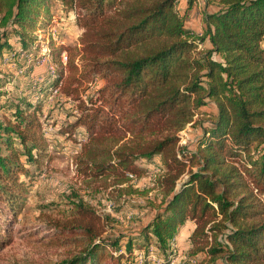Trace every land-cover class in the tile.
<instances>
[{
    "label": "trees",
    "instance_id": "trees-1",
    "mask_svg": "<svg viewBox=\"0 0 264 264\" xmlns=\"http://www.w3.org/2000/svg\"><path fill=\"white\" fill-rule=\"evenodd\" d=\"M182 1L60 0L82 30L80 47L50 49L59 66L67 52L68 73L56 69L46 85L61 84L79 110L70 128L86 130L78 172L122 196L145 162L158 173L159 197L136 230L107 236L81 201L55 227L81 233L82 250L57 264H171L183 253L186 264H264V0L206 1L218 10L205 12L201 32L187 27ZM52 18L53 0H0V60L32 55ZM97 81L96 91L84 87ZM31 102L0 121V249L27 193L26 166L47 157L41 108ZM189 128L197 135L187 142Z\"/></svg>",
    "mask_w": 264,
    "mask_h": 264
},
{
    "label": "rangeland",
    "instance_id": "rangeland-1",
    "mask_svg": "<svg viewBox=\"0 0 264 264\" xmlns=\"http://www.w3.org/2000/svg\"><path fill=\"white\" fill-rule=\"evenodd\" d=\"M206 1L194 0L191 9H188L185 0L179 5L181 12L188 10L187 27L196 32H201L204 27L205 12L218 10L215 2L206 7ZM75 18L74 12L63 8L60 0H53L51 24L47 29L38 31L40 40L33 54L20 57L19 63L14 62L12 55L0 60L4 84L0 121L5 120L6 116L11 117L9 111L13 105L29 97L32 109L41 108L40 121L49 145L41 167L26 166L29 175L22 179L28 182L27 193L12 226L10 241L0 249V264H57L79 253L84 244L81 233L63 232L55 225L71 221L75 205L81 201L107 223V236L136 230L140 226V219H148L149 212H144L143 207H148L159 197L154 182L158 173L145 162L140 165L145 167L146 172L141 179L132 182L133 192L122 196L109 182L85 178L78 172L75 160L81 145L86 142V130L79 127L70 131V128L79 110L71 99L61 93V84L57 88H51L49 83L46 85L51 76L56 75V69L63 67L64 74L68 73L63 57L62 66H59L48 53L61 47H80L82 30L77 27ZM63 54L68 56L66 51ZM45 58L48 59L46 62ZM50 66H54V73ZM101 85L102 82L97 81L95 86L87 83L84 87L96 91ZM31 93L33 95H29ZM83 97L87 99L85 95ZM182 135L183 140L188 142L194 141L197 133L189 128ZM260 197L264 203V196ZM185 241L183 236L181 247H185ZM178 259V264H186L189 260L184 253Z\"/></svg>",
    "mask_w": 264,
    "mask_h": 264
},
{
    "label": "crops",
    "instance_id": "crops-1",
    "mask_svg": "<svg viewBox=\"0 0 264 264\" xmlns=\"http://www.w3.org/2000/svg\"><path fill=\"white\" fill-rule=\"evenodd\" d=\"M183 3V1L181 2ZM195 228V225L193 223H188L185 227V229L183 230L181 236L179 237V241L181 242L183 240V236H185L186 239H188L191 235V233L193 232Z\"/></svg>",
    "mask_w": 264,
    "mask_h": 264
},
{
    "label": "built area",
    "instance_id": "built-area-1",
    "mask_svg": "<svg viewBox=\"0 0 264 264\" xmlns=\"http://www.w3.org/2000/svg\"><path fill=\"white\" fill-rule=\"evenodd\" d=\"M62 57H63V62L66 63V62H67V59H68L67 55H66V54H63ZM47 60H48V59L45 58V59H44V62H46ZM50 70H51L52 73H54V70H55V69H54V66H50ZM179 256H180V255H178L175 259H173V261H172L171 264H178V263H179V259H178ZM141 258H143V255H141Z\"/></svg>",
    "mask_w": 264,
    "mask_h": 264
}]
</instances>
